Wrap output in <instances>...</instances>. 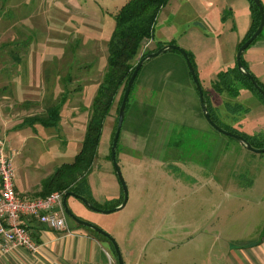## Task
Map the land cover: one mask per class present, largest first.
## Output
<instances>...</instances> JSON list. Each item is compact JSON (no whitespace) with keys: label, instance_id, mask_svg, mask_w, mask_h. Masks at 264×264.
Segmentation results:
<instances>
[{"label":"rangeland","instance_id":"obj_1","mask_svg":"<svg viewBox=\"0 0 264 264\" xmlns=\"http://www.w3.org/2000/svg\"><path fill=\"white\" fill-rule=\"evenodd\" d=\"M126 1L0 0V135L6 132V143L10 147L5 146L6 150L15 151L12 163L16 184L39 181L61 163L72 161L80 149L90 108L107 64V44L114 29L113 15ZM226 1L170 0L158 14L154 42L162 37L177 36L183 29H187L184 25L186 19L193 16L206 19L212 14L208 9ZM204 19L200 21L203 23ZM207 29L214 32V28ZM191 30L202 31L195 26ZM168 51L178 52L174 49L165 52ZM140 52L135 58V64L141 56ZM242 92L240 87L236 95L228 96L244 107L238 118L231 115L222 117L225 122L233 125L238 121H247L245 127L254 129L257 124H261L259 114L264 111V103L251 90L244 89ZM117 104L115 102L111 106L103 120L96 156L87 174L88 184L98 196L104 195L110 187L104 166L113 164L110 146L117 123ZM52 105L58 107L55 124L45 125L29 118H45V109ZM214 132L217 134L214 139H182L178 144L184 149L182 157H188L191 149L222 150L233 144L238 146L235 139L216 130ZM6 134H2L3 137ZM218 136L226 140V143L222 139L220 141ZM119 151L118 147L117 162L121 173H125L127 166ZM201 152L195 157L203 162H184L188 165H177L179 168L176 172L168 163L160 168L146 164L145 167L136 168L135 165L139 163L136 159L142 156L126 159V163H130L133 168L129 173L131 178L143 184L141 200L144 202L148 197L152 198V202L132 204L129 200L127 205L117 211L90 212L107 226L117 216L120 218L129 211L136 214L158 210L176 214L173 220L151 219L139 222L136 243H142L144 259L149 264L188 262L194 246V234L162 235L165 224L171 228L182 226L192 231L197 223L207 226L208 218L214 216L217 231H222L227 221L233 223L234 232L244 231L247 227L244 226L242 212L252 211L253 205L247 204L245 200L264 194V186L261 184L264 179V152L244 151L246 155L236 159L235 164L226 162L225 167L223 163H218L214 174L207 170L209 160ZM228 157L233 159L231 154ZM146 160L149 164L153 163ZM219 178L229 180V185L224 187ZM253 180L259 185H253ZM125 185L127 187L126 182ZM23 195L34 196L35 192ZM154 197L159 198L157 204L154 203ZM232 198L235 201H230ZM100 203L103 204L101 200ZM111 205L104 203L99 208L108 209ZM227 210L234 211L230 220L224 219ZM103 240L109 245L105 238ZM152 247L154 256L150 254ZM208 257V244L203 243L198 260L200 263H208Z\"/></svg>","mask_w":264,"mask_h":264},{"label":"crops","instance_id":"obj_2","mask_svg":"<svg viewBox=\"0 0 264 264\" xmlns=\"http://www.w3.org/2000/svg\"><path fill=\"white\" fill-rule=\"evenodd\" d=\"M260 2L264 10V0H260ZM208 10H211L212 14H209L206 19L203 17V23L200 21L202 19L196 16L186 19L184 25L187 29H183L177 36L162 37L154 42V26L153 35L143 41L144 48L141 47L140 53L145 48H147L146 51L156 50L164 44L179 45L187 52L193 64L213 116L222 124L237 128L246 135L264 134V111L259 114L261 124H257L254 129L245 127L247 121H238L235 125L225 122V118L223 119L222 116L231 115L237 119L244 107L241 103L229 99L228 96L232 95L226 89L219 91L214 87L220 72L236 66L237 48L247 38L252 23L249 0H227L224 4H216L214 8ZM194 26L202 31H192ZM207 28H214V32H209ZM241 62L264 86V25L261 32L243 50ZM244 89L247 91V88L241 87V92ZM234 104L241 105L242 110L231 113L229 105ZM214 131L215 129L208 124L203 115L197 88L183 56L179 52L168 51L146 60L135 76L118 137L119 152L127 166L124 170L126 177L122 171V176L128 187V200L125 204L127 205L129 200L132 204L143 202L141 200L143 184L129 175L133 168L130 163H126V159L130 160V157L142 156L141 159H136L139 162L135 165L136 168L146 165L160 168L168 163L174 167V172H176L179 168L177 165H188L184 162H203L202 159L195 157L202 151L203 153H201L205 154L209 160L207 170L214 174L218 163H223L224 166L226 162L235 164L236 159L246 155L244 151H249L240 144H237L238 146L233 144L230 148L222 150L189 149L188 157H182L184 149L178 145L182 139L188 141L214 139L217 137ZM252 131L254 133H251ZM2 134L4 135L6 132H1L0 139L5 146H8L6 143L7 134L5 137ZM172 138H176V141H171ZM218 138L226 143V140L220 136ZM8 148L10 149L9 146ZM230 154L233 159L228 157ZM14 155L13 153L12 159L15 157ZM145 158L153 163L149 164ZM116 159L118 161L117 153ZM219 159L220 161H218ZM104 167L110 182L109 190L104 195L98 196V193L89 186L87 197L98 207L104 203H111V207L116 206L115 204H119L122 200V188L117 176H114L113 164H105ZM259 176L261 177V174ZM43 178L35 182L22 181L18 184L15 182V188L20 194L35 192L36 195L40 191V183ZM219 179L224 187L230 183L226 178ZM253 182V185H259L256 180ZM261 184L264 186V179ZM148 196L151 197L150 194ZM154 199V203L157 204L159 198L154 197ZM236 199L237 197H235ZM100 200L103 204L100 203ZM235 200L230 199V201ZM147 202H152V198L147 197L143 204ZM245 202L253 205L252 211L242 212L244 226L247 227V230L244 231L234 232L232 230L233 223L227 221L224 223V229L218 230V232L214 216L208 218L207 226L197 223L193 226L192 231L186 230L182 226L171 228L165 224L162 235L194 234L192 239L194 246L190 258L188 262L180 264H264V194L255 199H246ZM66 203L78 217L97 224L115 238L124 264H149L144 259L145 250L142 249V243H136L140 230L139 222L176 218V214L158 210L136 212V214L129 211L120 218L117 216L107 226L97 219L95 214L91 213L93 210L88 209L80 200L69 196ZM232 212L225 211L224 219L230 220ZM66 217L68 230L62 231L52 230L33 217L24 218L23 221L27 228L39 244L38 250L29 252L17 248L7 254H3L0 250V264H117L116 255L103 240V237L85 226L76 224L68 216ZM254 226L255 228L251 229ZM203 243L208 244V263H205L206 261L200 263L198 260ZM151 249L150 254L154 256L153 247Z\"/></svg>","mask_w":264,"mask_h":264},{"label":"trees","instance_id":"obj_3","mask_svg":"<svg viewBox=\"0 0 264 264\" xmlns=\"http://www.w3.org/2000/svg\"><path fill=\"white\" fill-rule=\"evenodd\" d=\"M168 1L169 0H127L113 15L114 29L107 44V64L102 81L99 83L97 93L90 108L81 147L72 161L61 163L51 174L42 179L41 188L45 192L40 188V193L37 192L36 195H45L50 193L49 191L46 192L47 190L56 189L63 192V194L67 191H74L75 193L85 196L90 201L87 197L89 192L87 174L91 170L96 156L103 120L115 102L116 104L118 103V112L122 94L135 66V58L142 47L143 41L151 38L153 35L157 15ZM249 3L252 13V23L248 30L247 37L255 30L260 18L259 10L253 0H249ZM152 51L155 50L142 52L141 56ZM258 83L264 89V86L260 82ZM214 87L219 91L226 89L231 95H236L240 87H245L257 95L264 103L263 96L253 87L248 78L238 71L236 66L232 69L220 72L214 83ZM203 95L210 116L218 125L231 132L241 134L255 147H264V134L246 135L245 133H241L237 128L224 125L218 121L211 112L210 105L207 102V97L204 92ZM128 98L129 95L126 100V105ZM229 107L231 113L242 110L239 104L229 105ZM45 112V118H39V116L29 118L33 121L39 120V122L45 125L55 124L58 118V107L55 105L48 106ZM117 148L118 141L116 153ZM95 233L108 241L114 255H116L110 241L97 232Z\"/></svg>","mask_w":264,"mask_h":264},{"label":"built area","instance_id":"obj_4","mask_svg":"<svg viewBox=\"0 0 264 264\" xmlns=\"http://www.w3.org/2000/svg\"><path fill=\"white\" fill-rule=\"evenodd\" d=\"M0 139V250L3 254L17 248L36 252L39 244L27 228L24 218L33 217L55 231L68 230L63 210V192L26 196L17 192L12 155Z\"/></svg>","mask_w":264,"mask_h":264},{"label":"water","instance_id":"obj_5","mask_svg":"<svg viewBox=\"0 0 264 264\" xmlns=\"http://www.w3.org/2000/svg\"><path fill=\"white\" fill-rule=\"evenodd\" d=\"M253 2L255 3V5L257 6L259 13H260V18H259V22L257 27L255 28V30L240 44V46L237 48L236 51V56H235V62H236V67L238 69V71L245 76L246 78H248V80L251 82V84L253 85V87L263 96L264 98V89L259 85V83L257 82V80L255 79V77L243 66L242 62H241V54L243 52V50L251 43L252 40H254V38L261 32V30L263 29V25H264V10L262 7V4L260 2V0H253ZM170 49H174L177 50L185 59L188 70L190 72V75L192 77V80L197 88L198 91V95H199V99H200V104H201V109L203 112V115L206 119V121L208 122V124L214 128L216 131H218L219 133L229 136L233 139H235L241 146H243L245 149L252 151V152H264V147H255L253 146L245 137H243L241 134L238 133H234L231 132L229 130L224 129L223 127H221L220 125H218L210 116L209 110L207 108V105L204 101V95H203V90L201 88V85L199 83V80L197 78V75L195 73V69L193 67L192 62L189 59V56L187 54V52L181 48L179 45L176 44H164L162 46H160L158 49H156L155 51L146 53L145 55L141 56L138 61L136 62L129 78L126 84V87L124 89V92L122 94V98L118 107V113H117V123H116V127H115V131L113 134V138L111 141V146H110V154H111V160L113 163V168L114 171L116 173V176L119 180V183L121 185L122 188V200L121 202L111 208L108 209H102L99 208L97 206H95L91 201H89L85 196L80 195L78 193H75L74 191H67L63 194V198H62V205H63V209L65 214L68 216V218H70L73 222H75L76 224L85 226L95 232H97L98 234L106 237L110 243L113 246L114 252L116 254V260H117V264H124L123 261V257L121 254V251L119 249V246L116 242V240L114 239V237L108 233L107 231H105L104 229H102L101 227L97 226L94 223H91L89 221H86L84 219H81L80 217H78L67 205L66 203V199L69 196H72L78 200H80L88 209L93 210V211H97V212H101V213H110L113 211H117L119 209H121L127 200V187L125 185V181L123 179L120 167L118 165L117 159H116V145H117V141H118V137H119V133H120V129L122 126V122H123V118H124V112H125V105H126V100L127 97L129 95V91L131 89V86L134 82L135 76L138 72V70L140 69L141 65L148 59L153 58L167 50Z\"/></svg>","mask_w":264,"mask_h":264},{"label":"bare ground","instance_id":"obj_6","mask_svg":"<svg viewBox=\"0 0 264 264\" xmlns=\"http://www.w3.org/2000/svg\"><path fill=\"white\" fill-rule=\"evenodd\" d=\"M64 210V209H63ZM67 216V215H66Z\"/></svg>","mask_w":264,"mask_h":264}]
</instances>
